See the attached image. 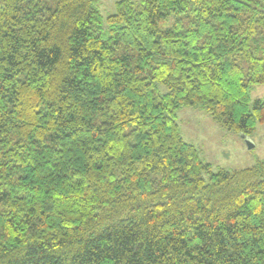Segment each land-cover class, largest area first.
<instances>
[{"label": "trees", "instance_id": "16d2710c", "mask_svg": "<svg viewBox=\"0 0 264 264\" xmlns=\"http://www.w3.org/2000/svg\"><path fill=\"white\" fill-rule=\"evenodd\" d=\"M257 85L264 0H0V264H264V160L176 116L247 137Z\"/></svg>", "mask_w": 264, "mask_h": 264}, {"label": "rangeland", "instance_id": "374dc122", "mask_svg": "<svg viewBox=\"0 0 264 264\" xmlns=\"http://www.w3.org/2000/svg\"><path fill=\"white\" fill-rule=\"evenodd\" d=\"M118 1L121 0H98L103 26L106 18L115 14ZM127 1L140 3V0ZM255 99H264V85L252 87L250 103ZM176 116L183 140L197 149L213 171L219 168L240 170L250 167L257 159L264 160V124L258 125L252 134L247 135L254 145L252 149H247L239 134L226 131L203 111L184 107L177 111Z\"/></svg>", "mask_w": 264, "mask_h": 264}, {"label": "water", "instance_id": "95a60500", "mask_svg": "<svg viewBox=\"0 0 264 264\" xmlns=\"http://www.w3.org/2000/svg\"><path fill=\"white\" fill-rule=\"evenodd\" d=\"M241 138L244 140L247 149H252L254 147L252 141L249 138L244 136H241Z\"/></svg>", "mask_w": 264, "mask_h": 264}, {"label": "crops", "instance_id": "0c3cea01", "mask_svg": "<svg viewBox=\"0 0 264 264\" xmlns=\"http://www.w3.org/2000/svg\"><path fill=\"white\" fill-rule=\"evenodd\" d=\"M192 109V108H191ZM193 110H195V109H193ZM195 111H199V110H195ZM206 114V113H205ZM180 132V131H179ZM181 134V133H180Z\"/></svg>", "mask_w": 264, "mask_h": 264}, {"label": "bare ground", "instance_id": "6f19581e", "mask_svg": "<svg viewBox=\"0 0 264 264\" xmlns=\"http://www.w3.org/2000/svg\"><path fill=\"white\" fill-rule=\"evenodd\" d=\"M170 89V88H169ZM182 138V137H181ZM251 139V138H250Z\"/></svg>", "mask_w": 264, "mask_h": 264}]
</instances>
